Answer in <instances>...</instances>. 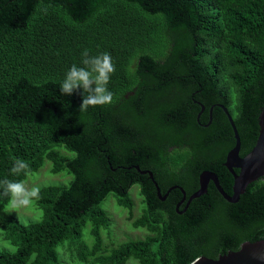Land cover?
<instances>
[{"label":"trees","instance_id":"trees-1","mask_svg":"<svg viewBox=\"0 0 264 264\" xmlns=\"http://www.w3.org/2000/svg\"><path fill=\"white\" fill-rule=\"evenodd\" d=\"M84 49L109 53L116 70L113 103L79 111L82 92L64 96L59 86L82 66ZM216 104L244 156L264 104V0H0V180L26 178L10 174L16 159L35 172L46 158L53 173L72 175L67 186L41 188L38 221L0 217L1 236L15 246L0 250V264H30L33 253L31 264H60L64 242L81 264H189L264 239V179L236 203L210 182L180 214L179 189L162 201L140 173H152L161 195L179 186L188 197L208 170L231 194L223 162L234 138ZM133 185L144 208L132 225L147 234L106 251L100 204L110 195L130 212ZM6 205L0 198V211Z\"/></svg>","mask_w":264,"mask_h":264},{"label":"water","instance_id":"water-1","mask_svg":"<svg viewBox=\"0 0 264 264\" xmlns=\"http://www.w3.org/2000/svg\"><path fill=\"white\" fill-rule=\"evenodd\" d=\"M216 106L222 109L233 132L234 145L227 152L225 161L223 162V166L228 170L233 179L231 194H227L223 191L215 173L204 170L198 175V189L188 197L185 191L179 186H171L167 189L164 195H161L152 173L150 171H140L141 174L148 175L156 188L157 197L162 201L171 190L179 189L182 197L176 204V211H178L179 206L183 202L185 203L182 211H178L180 214L186 210L193 199L200 197L206 192L207 186L210 182L213 183L214 187L224 200L229 203H236L238 202L240 195L244 193L247 185L260 178L264 179V104L257 118L258 134L256 141L251 150L242 157L239 155L241 146L239 135L230 114L223 105L216 104ZM213 107L214 105L208 109L209 119H211ZM203 110L204 106L200 105L197 120ZM136 169L139 168L136 167ZM189 264H264V239L255 242L245 241L240 244L237 250L228 251L223 255H219L216 259L200 256L195 258Z\"/></svg>","mask_w":264,"mask_h":264},{"label":"clouds","instance_id":"clouds-1","mask_svg":"<svg viewBox=\"0 0 264 264\" xmlns=\"http://www.w3.org/2000/svg\"><path fill=\"white\" fill-rule=\"evenodd\" d=\"M81 65L73 64L60 83L61 95L71 96L77 91L82 92V102L79 111H87L89 107L110 105L113 103V93L108 85L115 73V64L109 53L91 55L90 50L84 49L81 53ZM10 174L27 178L36 177L28 162L16 159L10 169ZM41 188L35 181L31 185L26 180H0V198L7 199V207L11 212L32 210L39 217H43L44 211L39 208ZM15 251V249H13ZM36 253L30 259L34 260Z\"/></svg>","mask_w":264,"mask_h":264},{"label":"rangeland","instance_id":"rangeland-1","mask_svg":"<svg viewBox=\"0 0 264 264\" xmlns=\"http://www.w3.org/2000/svg\"><path fill=\"white\" fill-rule=\"evenodd\" d=\"M60 153L73 157V153L64 150L63 148L59 149ZM52 165L51 162L44 158L41 166L35 173L37 174L34 178H25L29 185L35 181L40 188L47 186H67L72 179V175L69 174L66 170L53 173L51 171ZM129 196L132 201V209L130 212L117 205L116 200L112 196H107L102 203L100 204L101 208L104 210L108 220L109 227L106 230L101 232L103 239V248L106 251L111 250L113 247H117L120 243L127 240H136L143 239L147 234V231L144 228H134L132 221L138 218L144 208L143 197L139 192V187L133 185L129 190ZM8 214L15 218L17 221L28 224L30 222H35L40 219L37 213L32 210H21L18 212H11L7 205L0 211V217ZM89 225L83 228L82 234L83 238L87 243L91 242V237L89 235ZM0 229V250H5L8 252H14L15 246H13L9 241H6L1 236ZM58 255V262L60 264H81L77 262L75 255V248L73 245L64 242L62 245H59L56 248ZM126 264H139L137 260L130 258L127 260Z\"/></svg>","mask_w":264,"mask_h":264},{"label":"flooded vegetation","instance_id":"flooded-vegetation-1","mask_svg":"<svg viewBox=\"0 0 264 264\" xmlns=\"http://www.w3.org/2000/svg\"><path fill=\"white\" fill-rule=\"evenodd\" d=\"M140 171H141V170H140ZM142 171H149V170H142ZM144 175H146V174H144ZM261 179H262V178H261ZM167 195H168V194H167ZM166 197H167V196H166ZM165 199H166V198H165ZM165 199H164V200H165ZM164 200H163V201H164ZM176 204H177V203H176ZM183 204H184V202L179 206V208H180Z\"/></svg>","mask_w":264,"mask_h":264}]
</instances>
